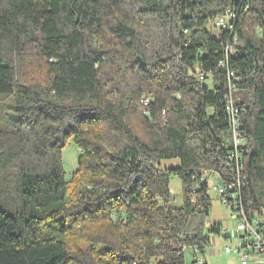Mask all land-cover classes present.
<instances>
[{
    "label": "trees",
    "instance_id": "trees-1",
    "mask_svg": "<svg viewBox=\"0 0 264 264\" xmlns=\"http://www.w3.org/2000/svg\"><path fill=\"white\" fill-rule=\"evenodd\" d=\"M227 10L232 32L214 26ZM227 69L247 144L242 205L264 228V0H0V96L14 112L0 127V264L203 255L219 235L206 176H223L230 150Z\"/></svg>",
    "mask_w": 264,
    "mask_h": 264
},
{
    "label": "built area",
    "instance_id": "built-area-1",
    "mask_svg": "<svg viewBox=\"0 0 264 264\" xmlns=\"http://www.w3.org/2000/svg\"><path fill=\"white\" fill-rule=\"evenodd\" d=\"M235 16L236 15L232 11L227 10L223 16L215 20V28L232 32ZM231 48L229 44L226 45L224 51L227 56L232 54ZM220 65L225 66L223 63ZM233 77L234 73L227 69L229 94L224 98V109L230 119L231 146L225 162L226 172L223 176H219L215 172L208 174V176H211L215 183L211 188L219 198L220 204L230 212V216L235 224V234L229 232L226 227L218 225L217 230L219 235L226 240H231V238L236 239V245L231 248L225 247L223 252L225 254L235 255L239 264H249L251 257L264 260V228L261 226V221L258 218L250 217L245 213L242 205V183L240 177L243 172V154L247 144L239 137L238 133L239 114L234 105V96L232 94L234 89L232 84H230ZM199 80L203 81L202 74L199 75ZM176 96L177 98L179 97L178 95ZM142 100V105L147 107L151 98L143 97ZM210 247L211 243L208 248ZM191 252L196 258V261L199 260V258L197 259V250H191ZM198 263L201 264L200 261H198Z\"/></svg>",
    "mask_w": 264,
    "mask_h": 264
},
{
    "label": "rangeland",
    "instance_id": "rangeland-1",
    "mask_svg": "<svg viewBox=\"0 0 264 264\" xmlns=\"http://www.w3.org/2000/svg\"><path fill=\"white\" fill-rule=\"evenodd\" d=\"M214 32L216 30L212 29ZM26 78H35L38 81L43 80V74L40 70L34 68L30 70H24ZM143 96L140 99V103H143ZM14 114L13 112V101L11 97L0 96V127H2L1 119H9ZM224 146L230 147L231 141L228 136L223 138ZM79 156V150L75 148L74 145L69 144L62 155L63 168L65 179L69 180L72 173L77 167V159ZM178 161H163L161 162L160 169H168L171 167H176ZM214 181L211 176H207V185H208V196L211 200V211L209 213L207 224H218L226 227L229 232L235 234V224L233 219L230 216V212L220 204L219 198L216 196L215 192L211 188L214 185ZM169 189L173 197L174 203L179 204L181 199V185L177 177L171 176L169 180ZM211 247L205 250L203 255H198L196 258L192 257V253L187 251L185 253V261L187 264H239L238 259L233 254H225L223 251L225 247H234L236 245V239L231 238V240H226L221 235L212 236V241H210ZM196 262V263H193ZM249 264H264V260L256 257H251Z\"/></svg>",
    "mask_w": 264,
    "mask_h": 264
}]
</instances>
